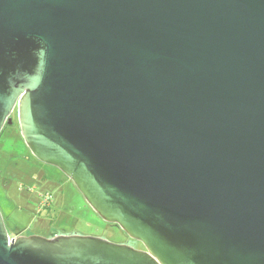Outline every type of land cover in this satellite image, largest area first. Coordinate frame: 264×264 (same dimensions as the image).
<instances>
[{
	"label": "water",
	"instance_id": "obj_1",
	"mask_svg": "<svg viewBox=\"0 0 264 264\" xmlns=\"http://www.w3.org/2000/svg\"><path fill=\"white\" fill-rule=\"evenodd\" d=\"M144 250L11 237L0 264H264V0H0V134Z\"/></svg>",
	"mask_w": 264,
	"mask_h": 264
},
{
	"label": "rangeland",
	"instance_id": "obj_2",
	"mask_svg": "<svg viewBox=\"0 0 264 264\" xmlns=\"http://www.w3.org/2000/svg\"><path fill=\"white\" fill-rule=\"evenodd\" d=\"M0 134V210L11 237L83 235L115 244L144 247L107 224L58 169L39 162L28 149L18 122ZM46 197L50 205L43 206Z\"/></svg>",
	"mask_w": 264,
	"mask_h": 264
},
{
	"label": "built area",
	"instance_id": "obj_3",
	"mask_svg": "<svg viewBox=\"0 0 264 264\" xmlns=\"http://www.w3.org/2000/svg\"><path fill=\"white\" fill-rule=\"evenodd\" d=\"M42 204H43V206H49L50 205V198L46 197Z\"/></svg>",
	"mask_w": 264,
	"mask_h": 264
},
{
	"label": "flooded vegetation",
	"instance_id": "obj_4",
	"mask_svg": "<svg viewBox=\"0 0 264 264\" xmlns=\"http://www.w3.org/2000/svg\"><path fill=\"white\" fill-rule=\"evenodd\" d=\"M16 112V111H15ZM112 226H115V225H112ZM115 227H117V226H115ZM118 228V227H117Z\"/></svg>",
	"mask_w": 264,
	"mask_h": 264
}]
</instances>
